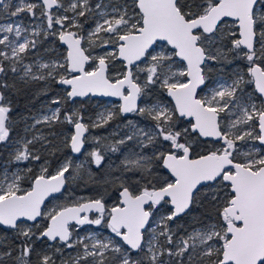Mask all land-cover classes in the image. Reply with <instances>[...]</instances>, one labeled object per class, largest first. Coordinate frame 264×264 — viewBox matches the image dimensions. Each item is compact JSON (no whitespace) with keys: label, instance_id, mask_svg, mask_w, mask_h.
<instances>
[{"label":"snow or ice","instance_id":"obj_1","mask_svg":"<svg viewBox=\"0 0 264 264\" xmlns=\"http://www.w3.org/2000/svg\"><path fill=\"white\" fill-rule=\"evenodd\" d=\"M3 13L39 23L0 24V145L12 142L6 93L15 85L3 79L9 73L25 85L62 87L64 97L53 98L56 107L30 127L71 126L64 147L77 156L90 129L129 115L152 123L126 119L128 131L104 145L115 154L132 142L119 175L105 181L115 192L110 207L105 187L95 197L42 210L81 178L84 162L66 157L52 173L41 155L51 143L46 136L17 141L11 161L32 166L0 171V232L12 234L10 244L0 239V264H264V0H0ZM50 37L66 46L62 59L37 55ZM234 61L246 73L208 83L212 65ZM93 97L120 103L88 123L76 104ZM87 157L103 170L99 148ZM193 206L207 215L179 234L174 226L183 228L179 219ZM85 225L111 235L80 237ZM68 249L77 252L65 259Z\"/></svg>","mask_w":264,"mask_h":264},{"label":"trees","instance_id":"obj_2","mask_svg":"<svg viewBox=\"0 0 264 264\" xmlns=\"http://www.w3.org/2000/svg\"><path fill=\"white\" fill-rule=\"evenodd\" d=\"M88 23V22H87ZM86 24V23H85ZM57 45L59 42L54 41ZM240 64V70H242L244 73H246V67H244L243 62L240 61H234L232 64H214L212 65V70L207 73L208 75V83H210L215 77L217 76H224V77H230L231 74L234 72V69H236L235 65ZM112 71H115L114 69ZM13 85V84H11ZM249 88V91H252V86H247ZM13 96L16 101V103L12 104L13 110H16L18 114H25V115H32L35 113V110L37 107L41 106V103L43 100H46L45 98V92L44 88L40 86V83L35 82V90L29 86L26 85H17L13 87ZM166 100L167 97H165ZM155 100V97H149L148 102H152ZM169 102V100H168ZM170 104V102H169ZM78 108L81 109L83 112L84 109H87V113L93 114L94 109L92 108V101L84 104L83 107L79 103H77ZM171 105V104H170ZM67 107V105H65ZM85 115V114H84ZM126 119H133L137 121L138 124L145 122L146 124L152 123L151 121L144 120L141 117H136L129 115L127 118H120L115 119L112 122H110L108 125L102 128H95L90 129L91 135L90 137H97L100 138V144L98 145L96 142H94V148L90 149V146L87 147V149L79 156L80 159L85 160L87 165H84V169H81V178H78L76 180L70 181L69 184L66 185L65 190L63 191L62 195L58 198L60 199L61 203L60 205H70L75 200L83 197L85 199L89 197H95L98 193H103L104 188L108 187L109 194L105 195V200L107 203L114 202L113 197L115 195V192L113 189L105 183L106 180L114 178L115 176L119 175V172L116 170L118 169L120 165V161L123 159V153H126L130 147H132V142H129V145L127 147H122L121 153H111L104 150V145L108 143H114L116 141L117 134L123 131H126L127 128L124 127L126 123ZM69 127V125L64 126L66 129ZM68 131V130H67ZM113 133H116L115 135ZM99 148L103 154L105 155V162L101 166V169H97L95 164H92L90 162V158L87 157V153L92 151L93 149ZM136 151H139V149H135ZM68 149L64 147L60 151H57L53 154H48L45 156V158L50 159V165L49 171L53 169V167L57 166L62 159H64L65 152H67ZM146 152L149 150H145ZM111 157V159H109ZM87 169L88 171H85ZM89 172L91 173V178H89ZM128 175H131L130 173ZM31 174L29 175V177ZM29 185V183L27 184ZM26 185V186H27ZM200 210V220H203V218L207 215L204 208L193 206L191 209V215L185 216L181 220V224L183 225L184 229H191V227H194L196 223L193 222V218L195 217L194 214H197L196 212ZM196 218V217H195ZM47 221H45L46 223ZM1 238L4 239L7 238L9 244L12 241V234L10 232H0ZM39 245V242H37ZM47 250V249H46ZM37 251H39V247H37ZM33 261H35L36 257H32Z\"/></svg>","mask_w":264,"mask_h":264},{"label":"rangeland","instance_id":"obj_3","mask_svg":"<svg viewBox=\"0 0 264 264\" xmlns=\"http://www.w3.org/2000/svg\"><path fill=\"white\" fill-rule=\"evenodd\" d=\"M18 0H12L13 4H16ZM29 2H36V0H29ZM93 3H96L97 0H92ZM111 2L114 4L116 3V0H111ZM122 3L123 0H120ZM104 3H109V0H104ZM23 20V23L27 27H31L36 23H39V21H33L32 18L28 17L27 14H22L19 17H9L7 13H3L0 15V24H7L11 23L13 21L15 22H20ZM92 23V19L90 18L88 20V23L84 25L85 29H88L89 26ZM161 47H164L161 45ZM160 48L157 49L159 51ZM167 50V48H165ZM97 51L103 52V49H98ZM40 57H43L45 60L49 59H62L63 55H66L65 50L60 49L55 43H54V38L50 37L48 40H44L40 45H39V52L37 54ZM28 62V61H26ZM240 69H234V71H237ZM218 78H224L228 79L229 77H224V76H217L215 77L209 84H211L213 81L217 80ZM40 83V86H42L44 89H47L46 94L44 95L46 100H43L41 103V106L37 107L35 110V113L32 115H23V114H18L16 110H12L10 113L11 121H12V133H11V143H9L6 147L5 145H0V171H2L5 167L8 169L9 173L17 170H24L26 167L32 166L31 164H17L11 161V153L15 151L16 148V142L21 140V138L27 137L31 139L33 135L36 134H43L48 138L51 143L47 144V149H41V155L42 158L46 159L48 161V165L50 163V159L45 158L48 154H53L56 153L57 151H60L62 147H64V138L70 134V129H65L64 126L66 127L67 124H54L51 127L46 126L45 124H37L35 128L30 127L35 123V118L41 117L42 115L47 113L48 108H55L56 105L51 104V100L55 97H64V91L62 90V87L56 84H45L44 82H38ZM247 91H249V88H246ZM253 90V86H252ZM45 92V91H44ZM251 92V91H249ZM203 94V93H201ZM92 101V108L94 109V113L90 114L87 113L85 115V121L88 123H91L92 120L96 118V115L99 111L104 110L106 107H112L114 105H118V103H115L113 101L109 100H91ZM171 106V105H170ZM78 107V105H76ZM13 109V107H12ZM83 112H87V109H84ZM150 124H146L145 122H142L139 124L140 127H149ZM71 128V126H70ZM68 130V131H67ZM126 131H128L126 129ZM126 131H123L126 132ZM124 135V134H123ZM122 136V132L117 134L116 140L119 139ZM94 140L89 137L88 138V143L93 146ZM257 147H260L258 144L256 145ZM36 148H40L39 144L35 145ZM71 157L74 164L76 163H82L84 162V165L87 163L85 160L74 158L72 156H67ZM65 159H63L55 168H53V173L55 172L56 168L64 162ZM33 164L37 162H32ZM36 171H38V168H34ZM29 175V174H28ZM27 180V179H26ZM25 180V182H26ZM24 187H28L25 186ZM61 201L59 198H53L51 199L47 205L44 208V211L51 210L54 207H57L60 205ZM176 227V231L179 234H183V230L179 226H174ZM191 230V229H189ZM89 233H100L98 238H104L108 237L111 234L107 229H98L95 226L92 225H85L82 228H79L78 235L80 237H84L85 235H88ZM77 235V233H74V236ZM0 239L1 238V233H0ZM3 249H0L2 251ZM47 251L51 252V249H47ZM77 250L76 249H68L66 250L65 253V259L69 258L68 254H71L72 257L76 255ZM59 264V261H58Z\"/></svg>","mask_w":264,"mask_h":264},{"label":"flooded vegetation","instance_id":"obj_4","mask_svg":"<svg viewBox=\"0 0 264 264\" xmlns=\"http://www.w3.org/2000/svg\"><path fill=\"white\" fill-rule=\"evenodd\" d=\"M55 41V40H54ZM55 43V42H54ZM57 46L60 48V49H62V50H65V48L62 46V45H60L59 43L57 44ZM65 53H66V51H65ZM3 79H6V81H7V83L8 84H14L15 86H17V85H25L23 82H21V81H19V80H16V79H14L13 78V74H11V73H9L8 74V76L6 77V78H3ZM26 86H29V87H31V88H33L34 90H35V82H33V83H30V84H27ZM11 90H13V87L12 88H10V89H8L7 90V96H8V99L11 101V104H13V103H16V101H15V99H14V94H13V91H11ZM168 99V98H167ZM92 100H95V99H92ZM97 100H100V99H97ZM100 101H103V100H100ZM86 109V108H85ZM85 115L87 114V112H83ZM66 129H71L70 128V126L69 127H67ZM90 135H91V131H90V133L88 134V138L90 137ZM90 146V149L91 148H94L95 146L93 145V146H91V144L90 143H88V141L85 143V147H84V149H83V151H82V153L87 149V147H89ZM63 149H64V147H62ZM72 156V154H71V152H70V149H68V151L67 152H65V155H64V159L67 157V156ZM80 156V155H79ZM79 156H77V157H74V156H72V157H74V158H78V159H80V157ZM63 160V159H62ZM61 160V161H62ZM60 161V162H61ZM51 162V161H50ZM49 165H50V163H49ZM53 168H55V166L53 167ZM33 171L34 172H36V170L35 169H33ZM50 172H52L53 173V169L50 171ZM30 175V174H29ZM29 175H28V177H29ZM28 183H30V177H29V179H27L26 180V182H24V185L26 186ZM28 186V185H27ZM63 193V192H62ZM62 193L60 194V195H58L57 197H55V198H58L59 196H61L62 195ZM49 202V201H48ZM47 202V203H48ZM47 203H46V205H47ZM107 203V202H106ZM113 203V202H112ZM112 203H107L108 204V206L110 207L111 205H112ZM45 205V206H46ZM45 208V207H44ZM44 210V209H43ZM190 212H191V209H190ZM197 214H194V216L198 219V220H200V215H201V212H200V210H198L197 212H196ZM94 215V214H93ZM181 220H182V218L181 219H179V225L181 224ZM47 223V222H46ZM199 226V224L198 223H196L195 224V226L194 227H198ZM182 230H183V232H184V227L182 228Z\"/></svg>","mask_w":264,"mask_h":264},{"label":"water","instance_id":"obj_5","mask_svg":"<svg viewBox=\"0 0 264 264\" xmlns=\"http://www.w3.org/2000/svg\"><path fill=\"white\" fill-rule=\"evenodd\" d=\"M64 48H66V46H64V45H62ZM254 87V86H253ZM92 99H100V100H109V101H113V102H115V103H120L119 102V100H117L116 98H101V97H93ZM168 100H169V102H170V104H172L173 102H171L170 101V98H168ZM85 147V146H84ZM83 151V150H82ZM72 154V153H71ZM72 156H74V157H77V155H75V154H72ZM67 175V174H66ZM67 185V184H66ZM66 187V186H65ZM64 191V190H63ZM62 191V192H63ZM61 193H55V194H53V196H50L46 201H45V204H44V206H43V208H42V210L44 209V207H45V205H46V203L48 202V201H50L51 199H53V198H55V197H57L58 195H60ZM71 205V204H70Z\"/></svg>","mask_w":264,"mask_h":264}]
</instances>
